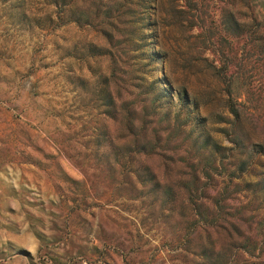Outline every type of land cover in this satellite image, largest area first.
I'll use <instances>...</instances> for the list:
<instances>
[{
    "label": "rangeland",
    "instance_id": "obj_1",
    "mask_svg": "<svg viewBox=\"0 0 264 264\" xmlns=\"http://www.w3.org/2000/svg\"><path fill=\"white\" fill-rule=\"evenodd\" d=\"M0 264H264V0H0Z\"/></svg>",
    "mask_w": 264,
    "mask_h": 264
}]
</instances>
